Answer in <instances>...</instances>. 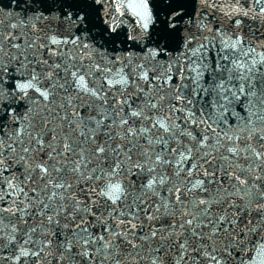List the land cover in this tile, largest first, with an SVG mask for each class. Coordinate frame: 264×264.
Listing matches in <instances>:
<instances>
[{"label": "snow or ice", "instance_id": "6c2138e0", "mask_svg": "<svg viewBox=\"0 0 264 264\" xmlns=\"http://www.w3.org/2000/svg\"><path fill=\"white\" fill-rule=\"evenodd\" d=\"M239 4L219 7L264 16ZM135 7L147 28V0ZM10 27L36 35L0 31V106L15 113L0 123V246L8 225L22 231L17 262L264 264V57L249 65L228 54L243 39L221 37L214 62L200 44L176 73L138 65L130 79L112 76L80 37ZM69 43L77 55L60 52ZM8 71L19 73L10 84ZM119 175L126 187L111 182Z\"/></svg>", "mask_w": 264, "mask_h": 264}, {"label": "water", "instance_id": "95a60500", "mask_svg": "<svg viewBox=\"0 0 264 264\" xmlns=\"http://www.w3.org/2000/svg\"><path fill=\"white\" fill-rule=\"evenodd\" d=\"M211 2L212 0H209V3ZM140 3L141 0H100L99 3L96 0H0V31H3L5 36L15 31L24 34L30 41L35 40L34 30L26 27L13 30L10 27L11 24L24 23L35 24L43 37L55 35L59 39L69 41L80 37V43L88 44L89 49L98 54L95 56L96 62L102 67L107 65L114 68L112 76H115L116 71L123 69L130 79L134 78L138 65L150 66L154 70L167 64L171 66L170 69L162 68L161 71L170 70L176 73L178 66L185 65V48L191 57L194 49L200 44L207 46L201 51L214 62L217 50L221 47V37L235 39L240 36L243 39L242 47L235 54H228L236 55L240 60L247 59L249 65L253 60L259 61L264 57V16L253 18L254 11H249L247 17L226 16L219 5L226 4L227 0H215L217 7H210L209 4L202 3V0H147L151 20L148 27L144 28L143 21L136 14L140 9L135 6ZM261 6H264V0H261L260 5H257L255 0H240L239 4L245 11L258 10ZM77 15L85 18L78 21ZM237 19L241 21L239 27L235 24ZM52 47L55 49L56 46ZM251 48H255V52H251L246 58L244 53H249ZM60 52L78 54V50L71 43L61 45ZM47 58L50 62L57 60V57ZM181 70L184 68L181 67ZM103 75L100 73L98 77ZM15 76H19V73L8 71L4 76L5 83L10 84V77ZM207 78L205 74V81ZM176 82L174 78L173 83ZM140 83L143 86V82ZM147 87L152 86H146V90ZM120 89L121 86L116 85L111 95L119 97ZM28 95L33 96V91L29 90ZM133 98L134 94L129 96L130 100ZM17 101L13 107L22 113L24 109L20 107L19 97ZM14 114L12 108L5 109L0 106V123L11 125V117ZM127 179L131 178L119 175L112 177L111 182L122 181L126 187ZM6 192L5 187L4 193ZM5 224L7 225L8 221H5ZM23 227L20 226L21 229ZM10 228L8 225L4 245L0 246V264H32L31 257L22 258L18 262L15 260V256L19 254L18 245L23 242V232L11 233ZM7 235H16L17 242L8 244ZM252 255L255 259V253ZM41 264L44 262L41 261Z\"/></svg>", "mask_w": 264, "mask_h": 264}]
</instances>
